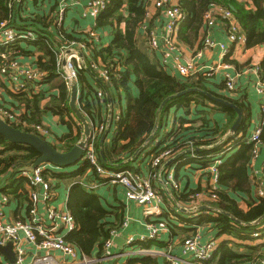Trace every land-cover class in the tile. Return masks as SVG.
Here are the masks:
<instances>
[{
  "label": "trees",
  "instance_id": "16d2710c",
  "mask_svg": "<svg viewBox=\"0 0 264 264\" xmlns=\"http://www.w3.org/2000/svg\"><path fill=\"white\" fill-rule=\"evenodd\" d=\"M8 3L9 0H0V22L7 21L8 26L16 31L17 36L11 43L0 45V54H6V56L14 59L34 57L35 62L33 64L39 72L45 74L43 84L47 87L46 91L36 94H15V98L21 104L20 107L23 105L25 108L22 120L28 125L44 126L42 125V115L46 111L58 116L61 124L69 128V132L59 139V142L62 143L61 146L51 144L60 152L69 151L80 139L79 132L76 136L72 135L71 128L75 120L68 108L69 90L57 69L58 48L72 41L85 45L88 51V55L84 54L86 69L107 87L111 93V98L113 100L116 97L120 99L121 92L125 94L127 105L113 124L110 149L104 152L105 162L100 159L96 151L98 165L104 170L141 172L142 169L139 167L137 159L127 161L144 145L152 133L157 110L162 102L170 96L187 89L196 88L229 101L241 109L243 119L237 133L229 137L226 142L220 143V140L235 120L236 114L232 109L213 103L200 93H189L173 99L164 106L159 114L155 135L141 153L150 157L144 168L145 173L149 176L154 175L157 170L152 168L151 161L163 152H169L170 158L176 157V159L179 158L178 160H185L184 162H186L190 159V155L184 152L194 148L210 147L209 150H201L193 154L200 158L196 161H201L197 163L199 167L207 164L202 163V160L222 155L223 158H220V164L216 166L218 175L215 191L216 200H208V205L217 211L228 214L242 225H238L232 222L229 217L215 212L197 213L198 215H191L190 217L176 213V218L183 226L179 229L176 228V230L181 231L188 238L190 234V236L196 234L193 233L197 229L196 226H209L213 238L215 240L222 239L217 243L209 261L210 264H261L264 261V219L261 221L259 219L264 216V196L256 195L254 200H247L245 209L238 206V201L235 198L239 193L249 194V191H247V172L255 148L254 144H248L245 139L250 125L247 105L242 98L233 99L210 92L204 85L205 78L201 75L193 77L192 80L188 78L179 80L164 69L154 66L147 56L137 50L135 34L145 18L148 0H106L105 9L95 17L94 29L109 28L111 30L112 40L107 46L97 44L98 37L94 35L95 30L68 33L63 27L57 28L55 26V15L45 19L41 18L38 21H36V18H32L26 24L20 20L16 22L11 19L12 14L8 8ZM211 6L225 7L234 14L244 33L247 49L257 46L264 47V0H243V2L237 0H177V7L186 16L181 24L190 20L192 30L197 35L204 24L203 16ZM36 22H42L44 30L35 27ZM50 25L49 30H45ZM121 25L124 26L123 30L120 29ZM53 28H56L54 33H52ZM29 31L36 35L35 39L21 40L18 38L19 33ZM22 44L33 47L34 52L24 49ZM92 63L96 64L99 69L107 70L108 82H104L97 71L90 67ZM2 65L3 60L0 57V69ZM261 66V79L264 80V68L263 65ZM86 69H81L77 73L78 106L80 111L93 122L95 119L100 120L101 116L99 114L97 116L99 102L97 101L98 104L95 105L94 79ZM132 79H134V85L138 91L135 99L129 91V84ZM112 92L116 94L114 95ZM207 106L223 113L225 123L221 127L207 120L206 115L203 113V108ZM192 107L195 108L194 119L180 118L170 131L163 132L160 136L161 129L159 128L163 121H166L167 113L172 108L181 109L188 116ZM102 123L103 121L98 126L103 125ZM12 126L23 132H33V130L24 129L21 125ZM263 129L264 127H262L260 136L262 144H264ZM33 133L37 135L35 132ZM40 138L45 140L42 137ZM99 139L96 138L95 140L96 150L98 149ZM157 139L158 143L153 145ZM148 147L150 150H148ZM234 149H238V155L230 157ZM37 158L38 153L33 148L10 144L0 136V177L13 171V168L17 165L25 164L29 166ZM86 172H89L91 178L94 179L93 181L99 185L108 183L107 179L101 178L96 169L90 166L86 160H83L78 167L61 172L45 169L42 172V177L45 181L59 182L74 177H82ZM20 174L19 172L14 176L11 175L6 180V186L2 188L1 194L8 196L10 200L14 199L18 207L24 205L29 217L30 192L26 188L28 179ZM55 186H52V188ZM196 192L199 193V191ZM196 192L172 191V194L176 202L188 205L192 202L190 197ZM207 196H210V194H207ZM120 210L118 208L113 212L114 221H110L109 219L113 217L102 207L99 199L93 194H87L84 188H80L79 185H74L68 196L67 213L73 218L76 228L64 237L65 242L75 247L80 256L87 259L93 256V250H98L97 256H99L104 243L110 238L111 232L119 230L122 217V212H118ZM156 222L162 223L160 218ZM173 226L175 225L172 222L166 225L171 231L175 230ZM254 234H257V236L254 237ZM160 244L156 240H150L140 245L138 243L139 247L144 250L151 249L153 245L161 246ZM126 264L158 263L153 256H143L132 258Z\"/></svg>",
  "mask_w": 264,
  "mask_h": 264
},
{
  "label": "crops",
  "instance_id": "0c3cea01",
  "mask_svg": "<svg viewBox=\"0 0 264 264\" xmlns=\"http://www.w3.org/2000/svg\"><path fill=\"white\" fill-rule=\"evenodd\" d=\"M172 1L177 3V0H172ZM237 1L243 2V0H237ZM59 3H60L59 0H25V5L23 9L24 12L19 20L22 21L24 24H26L32 18H36V21H38L41 18L45 19L48 18L49 16L51 17V15H55L57 10L59 9L60 7ZM85 5H86V0H79V5L77 7L66 10L65 18L63 22V28L68 33L88 32L90 30L91 31L95 30L94 35L98 37L97 44L100 46H107L108 44H110L112 40L111 30L109 28L96 30L94 29L96 18L91 16L82 18L80 15L81 12L84 10ZM145 11H146L145 18L142 22V25L137 28L135 34V46L137 50L142 54H144L145 56H147L150 62L154 66L158 67L159 69H164L167 73H169L174 77H177L179 80H185L187 78L192 80L193 77L181 78L177 76L174 72L175 70L172 65V60H173L172 55H170L168 51L165 49L164 42L162 41L163 28L166 22L163 11L156 10L151 0H148V4L146 5ZM34 26L44 30L42 22H36ZM50 27L51 25L48 26V29L46 28L45 30H49ZM120 29L123 30L124 26L121 25ZM55 30L56 28H53L52 33H54ZM150 33H152L154 38H156L159 41V47L157 50H151L148 46V35ZM204 33H205L204 24L203 27L199 29L197 35H195L194 31L192 30L190 20H187L186 22L181 24L180 28L178 29V33L176 34V39H174L180 57H182L183 61L189 60L195 58V56L200 52V60L197 62L196 66L197 69L200 67L205 68L206 74L209 75L208 78L204 79L205 80L204 85L208 88V90L212 93H216L218 95H222L228 98H233V99L242 98L244 100L245 104L247 105L249 111V118H250V125L247 129L245 136V139L248 141L249 137L252 135L255 129L259 127V125L261 124L260 106L263 100V96L258 94V92L255 89V85L257 84L258 79L257 76L252 71V68L254 66H259L260 68H262L261 65H263L264 68V47L257 46L254 48L247 49L243 45H239L237 47L234 46L231 47V51L228 56H226L225 58H221L216 49L210 50V49L201 48V41L204 36ZM212 39L218 43H225L226 41L225 30L219 23L212 29ZM23 48L28 51L34 52V48L31 46L27 47L23 45ZM34 62H35L34 57L21 58L18 61V63L23 66L33 64ZM230 62H232L233 64H231ZM226 75L233 78L235 84V93L234 92L228 93L226 91L225 89ZM129 87H130L129 88L130 94L135 99L138 95V91L134 85V79L131 80ZM13 88H14L13 83H10L7 80H2L0 78V98L3 104L13 108L14 110L15 108L21 110L25 114L24 106L22 105V107H20L21 104L19 103L18 99L15 98V94L12 93ZM93 90L95 91V94L98 91L102 92L103 94L102 98L98 99L97 97H95L96 98L95 105L98 104L96 103L97 101L99 102V112H97V116L99 114V116H101V119L100 120L95 119L93 121L94 122L93 124V122L83 112L82 113L89 122L91 126V130L93 127L98 126L101 123V121H103L102 124H104L107 127L106 129L107 134L105 135V139L103 140V143L100 147V140L104 134L103 133L99 139L98 149L96 150L98 152L100 159L102 160L99 151L101 149L104 155V152L110 149L113 124L116 121V119H118L119 115L125 110L127 104L124 93L121 92L120 99L116 97L113 100L111 98V93L107 89V87H105L103 84L102 86H100L98 83L95 82V80H93ZM106 97H109L111 101V106L107 104ZM42 104L44 105L45 103ZM194 110L195 108L192 107L190 114L187 116L183 110L181 109L176 110L172 108L167 113L166 121H163V123L159 128L161 129L160 136L163 134V132L170 131L172 127L175 126V124H177L180 118L194 119L195 118ZM109 111H111V116L108 120ZM203 111H204L203 112L204 115H206L207 117V120L210 121L212 124L221 127L225 123V116L220 111H217L212 107H208V106L203 108ZM74 120L75 123L74 125H72L71 128L72 135L76 136L79 132L81 139L82 135H81V130L79 129V123L75 118ZM42 125H44L47 129H49L51 134L50 138L46 141L50 144L61 146L62 143L59 142V139H61L65 134L69 132V128L61 124L58 116H55L48 111H46L42 115ZM262 127H264V125ZM228 132L229 130L226 132V134H228ZM157 143H158V139L154 142L153 145ZM254 149L256 150V154L255 156H253V159L251 161L250 167L248 168V172H247L248 174L247 191H249V194L239 193L235 197L238 201V206L243 209H245V202L247 200H254L256 198V195H258V192L264 190V148L263 146L258 145L255 146ZM148 150H150L149 147ZM237 150L238 149H234L233 151L231 150L232 152L230 157H236L238 155ZM141 152L137 155L135 159H137V161L139 162V167L142 169L143 174L146 175L144 168H145V164L149 162L150 157H148V155L146 156L144 153ZM191 156L192 155H190V159H188V161L186 162H184L185 160L184 161L178 160L179 158L174 160L176 157L169 159L164 164V166L169 161H171L170 164L172 165L170 164H169L170 166L167 165V167H165L166 168L165 171L167 173L172 172L174 174V180L179 187L178 191L205 192L206 188L213 184V175L210 172V167L212 163L208 162L207 164L202 165V167H199L197 163H200L201 161L199 160L200 162H196L198 160L193 159ZM81 164L82 163L80 162L76 166L78 167ZM30 166L31 164L29 166L28 165L26 166L25 164L17 165L16 167L13 168V171H10L5 176H1L0 195L2 188L6 186V180L11 175L14 176L16 173L19 174V172L21 173L20 174L21 176L22 173H30L28 171V168ZM50 170L56 172L63 171L61 169H52V168H50ZM68 170H70V168ZM91 180L94 179L91 178L89 172H86V174L82 177H76V178L74 177L68 180H61L59 182H54L53 180L51 181L47 180V182H49V184L51 185V193L53 195V198L49 204V207L51 209H55L59 211L61 210L67 211L68 196L70 194L71 188L74 185H79L80 188H84L87 194L95 195L99 199V202L101 203L102 207L105 210H107L108 213L112 215V217L114 211L118 210V208L121 209L120 211H118V212H122L119 230L116 232L114 236H110L109 238L111 239L112 242V248L109 251L105 252L103 245V249L101 250L99 256H97L98 250L97 251L93 250L92 252L93 256L89 258V260L94 262L93 264H126L128 260L137 257L132 256L126 258V257H117L116 255L122 254V251L124 252L132 249L134 250L143 249L140 248L139 245L141 243H146L150 241L147 240V238H145V241L140 240L142 237H146L148 235V229H147L148 224L152 223V224L168 225V223L171 224L172 222L175 225L173 226L175 230L171 231V229L167 227L166 230L159 232L158 237L152 240H156V242L161 243L160 244L161 246L153 245L151 249H149L155 252V255L153 257L154 259L157 260L158 264H168L166 253L174 257H181V244H182V240L186 237V235H183L181 231L176 230V228L179 229L183 227L179 219L176 218L175 216L176 213L177 214L180 213L185 217H190L191 215H196V213H208L207 211L200 210V208L210 207L208 205L209 203L208 198L204 197L203 200L196 202V205L199 207L196 213L189 212L187 208L182 210L181 208H185V206L188 207V205L190 204L184 205L180 203L181 206L176 205L174 204L173 200L168 197L167 192L165 190H162L161 191L162 192L161 195L163 197L162 198L163 205H161L162 209L158 215H155L156 217L153 218V220H150L149 218L144 217L143 209L140 206L125 201L124 190L122 187L117 185L104 184V185H98L97 188L94 190L92 189L89 190V186L86 183H91L92 182ZM52 186L55 187L52 188ZM26 188L28 190L27 186ZM165 188H167V190L171 189L169 184H166ZM35 190H37V188ZM28 192L31 193V190L29 189ZM32 192H34L33 189ZM18 208L20 210H17ZM37 209H38L37 211L38 215L41 217V219L45 218V213L47 210L45 208V205L41 203L39 205V208ZM184 210L187 212H185ZM4 216H5V221L7 223L29 221V217L27 216V213L25 211V206L23 205L22 207L21 206L18 207V204L14 201V199L9 200V203L5 205ZM159 218L161 219L162 223L156 222V220ZM109 220L113 222L114 217ZM125 220H127V225L125 228H121V224ZM45 222L49 223L46 221V218H45ZM195 228L197 229L193 233L201 234L203 241L206 240L207 238L213 237L212 231L210 230L209 226L198 225ZM58 234L63 236V238L67 235L63 231H59ZM115 238H119L121 240V243H119V245L113 242ZM129 239L134 240L130 246L127 245V241ZM221 240L222 239L218 238V240L216 241L218 243ZM23 245L28 252V256L31 257L32 255L39 253L33 247H31L30 244H28L27 242H23ZM74 249L80 256L79 251L75 247ZM143 256H139V257H143ZM0 263L9 264L8 261L1 255H0Z\"/></svg>",
  "mask_w": 264,
  "mask_h": 264
},
{
  "label": "built area",
  "instance_id": "2783aa9c",
  "mask_svg": "<svg viewBox=\"0 0 264 264\" xmlns=\"http://www.w3.org/2000/svg\"><path fill=\"white\" fill-rule=\"evenodd\" d=\"M60 7L55 14V26L57 28L63 27L65 18V12L67 9L75 8L79 5V0H59ZM156 10L163 11L164 18L166 19L162 41L164 42L165 49L170 55H172V65L174 72L181 78L196 77L201 75L204 78H208L205 68L197 69V62L200 60V52L195 58L189 60H182L178 52V48L175 44L176 33L179 26L185 20L186 16L177 7V3L172 0H151ZM25 0H9L8 8L11 11V19L18 21L24 12ZM106 7V0H86L84 10L81 12V17L86 18L88 16L96 17ZM204 20V36L201 41V48L203 49H216L221 58H225L230 54L231 47L243 45L245 46V36L234 14L227 8L221 6H211L209 10L203 16ZM220 24L225 30L226 41L225 43H218L212 39V29ZM17 33L14 29L8 26L7 21L0 22V45H7L11 43ZM18 38L21 40L35 39L36 35L29 31L26 33H19ZM148 46L151 50H157L159 47V41L154 38L152 33L148 35ZM84 54L88 55V51L83 43L72 41L61 45L57 52V69L58 73L62 76L68 90L72 84L77 86V105L79 100V89L77 84V73L81 69H86ZM3 60V65L0 69V78L7 80L14 84L12 89L13 94L26 93L36 94L42 91H46L47 87L43 84L45 74L39 72L33 64L23 66L18 63L19 59H14L6 56V54H0ZM21 59V58H20ZM92 69L96 70L99 77L108 82L107 70L99 69L96 64H91ZM87 70V69H86ZM252 71L257 76L258 82L255 85V89L258 94L263 96V100L260 106L261 124L255 129L252 135L249 137L247 143L254 144L255 146H263L260 142V136L262 133V126L264 124V80L261 79L262 69L259 66H254ZM99 80V79H98ZM101 82V81H100ZM102 83V82H101ZM103 84V83H102ZM225 89L228 93H235V84L233 78L225 76ZM48 96V94H46ZM102 92L98 91L95 97L102 98ZM79 107V106H78ZM80 109V108H79ZM23 111L15 110L1 101L0 98V118L3 119L9 125H21L24 129L33 130L38 136L48 140L51 136L49 129L41 125H28L23 118ZM158 124V123H157ZM107 127L103 124L92 128V135L84 151V160L88 162L90 166L96 169L97 174L101 178L107 179V184L117 185L123 188L124 198L126 202H130L140 206L143 209L144 217L153 220L155 215H158L163 205L162 195L155 189V184L170 185V190L163 188L167 192L170 199L174 204L180 205L175 201L172 191H178L179 187L174 180V174L167 173L166 168L163 169L164 164L171 159L169 152H163L151 161L152 168L157 169L156 173L152 176L143 174L141 172H135L131 170L123 171H107L102 169L98 165L97 153L95 147V140L101 137ZM32 132V134H34ZM221 141V140H220ZM227 141V140H226ZM225 141V142H226ZM210 148V147H207ZM191 150V149H190ZM256 150H253V156H255ZM193 159L198 160L199 157L192 155ZM220 158L223 156L209 157L202 160V163L211 162L210 172L213 175V184L207 187V191L195 193L190 197L192 202L186 209L191 213L198 211L196 202L203 200L207 197L209 201H215V191L217 189V171L216 166L220 164ZM163 165V166H162ZM162 167V168H161ZM55 169L49 165H41L33 169L30 173H22V176L28 179L27 187L31 190L29 193L30 210L29 221L7 223L4 216V207L9 203V197L0 195V245L5 246L8 243L12 244V251L14 253L15 264H93L94 262L80 257L74 247L65 242L63 236L59 235V231H63L68 234L75 230V225L72 217L67 211H59L51 209L49 207L50 201L53 198L51 193V185L45 181L42 177V172L45 169ZM91 183H86L89 186V190L96 189L99 185L97 182L91 180ZM37 188V190H35ZM32 189L34 192H32ZM207 192V193H206ZM210 194V196H207ZM258 196H264V190L258 192ZM43 203L45 205L46 213L45 218L41 219L38 215L39 205ZM197 214V213H196ZM127 220L121 224V228H125ZM164 224H148V235L142 237L140 240L156 239L159 232L166 230ZM116 232H111V236H114ZM254 237L257 234L253 235ZM134 240L129 239L127 245L130 246ZM23 242H27L33 247L38 254L28 256V252L23 245ZM217 246V241L213 238H207L203 241L201 234L196 233L186 238L181 244V257H174L167 254L168 264H210L209 261L213 252ZM112 248L111 239L104 243V251L107 252ZM154 256L155 252L151 250H128L122 251V254H117V257H139V256ZM264 264V261L261 262Z\"/></svg>",
  "mask_w": 264,
  "mask_h": 264
},
{
  "label": "water",
  "instance_id": "95a60500",
  "mask_svg": "<svg viewBox=\"0 0 264 264\" xmlns=\"http://www.w3.org/2000/svg\"><path fill=\"white\" fill-rule=\"evenodd\" d=\"M87 72L95 80L96 83H98L100 86H102V83L93 74H91L88 69H87ZM189 93H200L203 96H205L209 101L216 103V104H220V105L225 106L227 108H230L235 112V114H236L235 120H234L232 126L230 127L228 134H226L222 138L220 143H224L229 137H231L237 133V131L240 127V124L242 122V119H243V114H242V111L240 108H238L233 103H230L229 101L215 97L214 95H212L209 92H204V91L198 90L196 88L187 89L183 92H180L178 94H175L173 96L168 97L167 99H165L162 102V104L160 105V107L158 108L157 113H156V122H155L152 133L147 138L144 145L133 154L132 158H130L128 160L129 162L132 159H135L137 157V155L149 145L150 141H152V139L155 135V131L157 130V123H158V119H159V114L161 113L164 106L169 101L176 99V98H179V97H182V96L187 95ZM106 102L109 106H111V101H110L109 97H106ZM68 108H69L71 114L73 115V117L79 123V129L81 130L82 138L76 144H74L72 146V148L67 152H60V151L56 150L50 143L41 139L37 135L32 134V133H28V132H23V131H20L19 129H15L13 126L9 125L3 119L0 118V136L3 138V140L5 142H8L10 144H19V145L31 147L38 153V158L28 168L29 172H32L33 169H35L41 165H49L55 169L64 170V169L74 168L77 164H79L80 162L81 163L83 162L84 151H85L86 145L88 144V141L91 138L92 130H91V126H90L89 122L84 117L83 113L80 111V109L77 105V86L75 85V83L72 84L69 88ZM110 116H111V111L108 112V120H109ZM106 134H107V132L105 130L104 134L100 140V147L103 143V140L105 139ZM206 149H210V148H194V149L188 150L184 153L188 154V155H193V154H196L197 152H199L201 150H206ZM99 154H100L102 160L105 162V158H104V155H103L101 149L99 151ZM174 160H176V158ZM170 163H171V161H169L163 167V169L165 167H167V165H169ZM200 210L207 211L210 213H213V212L219 213L221 215L229 217L232 222H234L238 225H242L239 221L235 220L234 218H232L228 214L221 212V211H217L214 208L203 207V208H200ZM185 212H187V211H185ZM262 219H264V216L262 218H260L259 221H261ZM251 225H253V224H251ZM113 242L115 244L119 245V243H121V240L119 238H115L113 240ZM0 255L3 256L8 261L9 264L15 263V258H14V253L12 251V244L11 243L6 244L5 246L0 245Z\"/></svg>",
  "mask_w": 264,
  "mask_h": 264
},
{
  "label": "rangeland",
  "instance_id": "374dc122",
  "mask_svg": "<svg viewBox=\"0 0 264 264\" xmlns=\"http://www.w3.org/2000/svg\"><path fill=\"white\" fill-rule=\"evenodd\" d=\"M163 188H165V186L162 184V185H159V184H155V189L158 193H160L159 195L161 196V191L163 190ZM167 189V188H166ZM126 259V258H125Z\"/></svg>",
  "mask_w": 264,
  "mask_h": 264
}]
</instances>
